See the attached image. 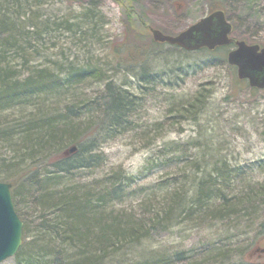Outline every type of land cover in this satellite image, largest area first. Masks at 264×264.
I'll use <instances>...</instances> for the list:
<instances>
[{"label": "rangeland", "instance_id": "obj_1", "mask_svg": "<svg viewBox=\"0 0 264 264\" xmlns=\"http://www.w3.org/2000/svg\"><path fill=\"white\" fill-rule=\"evenodd\" d=\"M219 3L233 39L264 45V0H23L9 8L0 0V15L6 13L13 23L8 29L17 35L0 48L8 74L19 81L39 72L56 79L52 90L0 107V177L27 179L32 161L62 154L76 145L71 139L92 143L95 155L87 168L51 174L12 195L27 227L21 261L31 253L39 261L34 264H56L57 244L39 234L37 224L58 214L50 207L57 200L50 199L69 196L90 199L93 241L112 220L122 224L113 234L123 243H109L106 251L102 244L91 247L97 264H264V88L252 90L238 79L226 62L232 46L225 52L186 51L154 42L148 31L150 26L175 34ZM130 25L138 38L131 43L136 55L119 61L114 49L130 42ZM8 35L5 30L0 41ZM108 83L125 91L132 104L125 123L112 129L102 122ZM199 92L201 110H184ZM76 106H83L74 111L78 117L68 112ZM50 124L54 133L47 136ZM44 136L54 139L52 147ZM223 166L230 182L202 211L195 203L199 186L216 194L208 182ZM32 168L37 171L35 163ZM109 175L126 185L125 194L112 201L103 194ZM222 195L235 205L221 208ZM87 222L67 226L72 240L64 245L65 264L82 263L79 254L88 248L80 233ZM131 226L136 239L129 238ZM36 235L41 241L23 248ZM15 257L0 264H16Z\"/></svg>", "mask_w": 264, "mask_h": 264}, {"label": "trees", "instance_id": "obj_2", "mask_svg": "<svg viewBox=\"0 0 264 264\" xmlns=\"http://www.w3.org/2000/svg\"><path fill=\"white\" fill-rule=\"evenodd\" d=\"M7 7H12L14 4H21L23 0H4ZM118 1V0H117ZM120 1V0H119ZM216 8H223L225 7L224 3H219V5H211V10L213 7ZM210 10V11H211ZM225 11V10H224ZM5 14L3 13L0 15V36L1 34L5 31H9V35L2 39L0 41V48H3V46H6L7 42H15L17 35L14 33L12 29H8L9 26L13 25L10 24L8 21V18H5ZM226 14V12H225ZM126 18L130 20L131 18V12L127 13ZM8 22V25H7ZM127 24H130L127 22ZM6 26V27H5ZM11 31V32H10ZM125 39H129L130 42L121 43V48L115 47L114 49V55L118 58V60L124 59H131L135 57L136 51L134 47H131L132 42H137L138 38L135 36L134 31L132 26L130 25L127 30H125ZM137 43H133V45H136ZM128 49L125 48V47ZM201 50H206V49H201ZM220 51L224 50L225 52V47H217L213 51H208L210 53H214V51ZM121 52H125V55L120 56ZM140 56L141 53L137 54V56ZM4 56L3 53L0 54V107L2 106H8L10 102H13L20 97L27 96V95H32L36 93H42L46 92L48 90L53 89V83L56 80L54 77H49L45 72H39L38 75L35 76H28L26 77L23 81H19L16 76H10L8 74L9 69H7L4 65ZM109 87V93L107 94V101L105 102L104 110H103V123H106L108 125V129H112L113 127H120V125H123L126 121L127 117V112L128 109L130 108L131 101L129 100V95L125 93V91L117 89L116 87L110 88L112 86L110 83L107 84ZM252 90H256L252 88ZM202 99H201V92L198 93V95L195 96L194 101L189 104V106H186L184 110H189V108L193 107L194 108V113H198L201 108H202ZM83 106H76L75 108L68 109V112L71 114L76 115V113H80L82 110ZM77 109L76 113L74 112ZM99 110V109H98ZM73 115V116H74ZM78 117V115H76ZM38 127V126H35ZM54 127L49 126V129L47 131H44L47 136H51L54 133ZM108 131V130H107ZM30 133L25 134V139H29ZM43 138V136H42ZM49 139V140H48ZM48 140V142L45 143V146L52 147L54 139L47 138L44 136V142ZM53 140V142H52ZM71 143L76 144V150L72 153H65L66 151H63L62 154L57 152H54L52 155H47L45 156V160L43 162H38V161H32L30 165H28V169L32 172L31 177H29L25 180H19L14 179L13 181H10L12 183L11 185V193L12 195L20 196L21 191L25 188V186H33L35 187L39 183L47 182L48 180L54 178V176H51V174H57V173H67L70 172L71 170H77V169H82V168H87L91 166V162L94 160L95 155L93 154V148L88 147L89 144L91 146L92 143H80V139H71ZM44 144V143H43ZM42 144V145H43ZM49 152H53L49 150ZM35 163L37 167V171L32 168V164ZM43 167V168H42ZM50 167L52 170L48 171L46 168ZM225 166L222 167L220 170V173H217L214 177H212L211 181H206V183H211L212 186L217 187L216 194H212L211 192V187L208 186H199V191L196 197H198L197 202L196 199L192 201L191 203L196 205H199L200 210L204 211L202 209V205L206 202V200L211 199L212 197H217V194H219L220 190H222L223 183H229L230 179L226 176V171L224 169ZM0 179H3L6 181V177H0ZM37 182V183H35ZM106 184L108 185V188L106 187L103 194L106 198L109 199V201L119 199L123 194L126 192V185L123 180L118 179L117 176H108L105 179ZM203 181L200 182V184ZM177 196H181L177 195ZM221 197V196H220ZM180 198V197H179ZM185 198V197H183ZM222 200L225 199L221 203V208H232L235 203H229L227 201L228 198L225 197V195H222ZM107 199V200H108ZM52 201H56L54 205H51L53 209H55V213L57 212L58 214L53 217V215L50 216V214L42 216V219L40 222L37 224L39 231L38 233L43 235L44 237H47L49 239L50 243L57 244L55 245L58 249L55 253V259L54 262L56 264H65V258L63 256L65 248L64 245L66 243H70L72 240V237L66 236L68 233L67 226L73 223H81L82 220L87 222L89 219V210L92 207V204L90 202V199L88 198H83V201L77 200V198L65 196V197H57L56 199L52 198L50 199ZM181 204H177V207H180ZM218 212H223L222 210L219 209ZM54 213V214H55ZM26 221H23V229H22V239H24L27 236V227L25 225ZM90 223L93 224V220L89 221ZM81 225V224H80ZM121 223L118 221H111L107 227H104V234L101 231V233L97 234L98 237L94 239V241L90 238L93 235V232H91L90 226L88 222L85 225V230L80 233V236L85 237V243L84 246L85 248H88L85 251H82L79 254V260L82 262L81 264H97L95 263L97 261L96 255H94L95 252H92V248H94L95 244L99 245L102 244L101 246H105L103 250H107V247H109V243H111L112 247L117 246L119 243L118 238L116 234L119 227H121ZM130 224L126 225L128 227ZM128 233H132V236H129V238H138V230L131 226L128 228ZM41 235H36V236H31L30 240L27 241V243H24L23 248L28 245L31 247L36 245L38 241H41L40 237ZM97 240V241H96ZM123 243V242H122ZM125 243V242H124ZM116 244V245H115ZM92 247V248H91ZM105 250V251H106ZM105 251H101V253H105ZM23 255L22 250L20 251L19 249L15 253L14 256H16V264H34L35 262H39L37 258H32L33 254L29 253L28 257L25 259L23 258V261H21V257ZM101 258V257H100ZM180 254H177L175 256L176 260H179ZM230 262V261H229ZM228 264H243L242 262L240 263H229ZM208 263V261H206ZM134 264H148L147 262H138ZM154 264V263H153ZM157 264V263H155ZM160 264H168V260H164ZM212 264V263H208Z\"/></svg>", "mask_w": 264, "mask_h": 264}, {"label": "water", "instance_id": "obj_3", "mask_svg": "<svg viewBox=\"0 0 264 264\" xmlns=\"http://www.w3.org/2000/svg\"><path fill=\"white\" fill-rule=\"evenodd\" d=\"M231 25L224 12L214 10L175 35L150 28L153 40L174 44L185 50H197L206 47L212 50L216 46L231 41ZM235 47L227 52L226 61L236 66L239 79H247L248 84L264 88V45L249 44L243 40L234 41ZM76 146H70L65 153H72ZM11 183L0 181V262L14 255L21 244L22 221L14 210Z\"/></svg>", "mask_w": 264, "mask_h": 264}]
</instances>
